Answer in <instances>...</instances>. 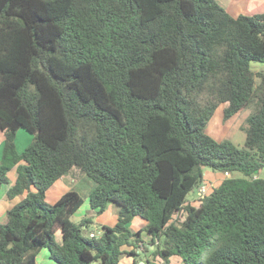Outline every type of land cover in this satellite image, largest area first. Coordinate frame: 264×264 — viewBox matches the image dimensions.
Returning <instances> with one entry per match:
<instances>
[{
  "label": "trees",
  "instance_id": "trees-1",
  "mask_svg": "<svg viewBox=\"0 0 264 264\" xmlns=\"http://www.w3.org/2000/svg\"><path fill=\"white\" fill-rule=\"evenodd\" d=\"M252 62L264 64V2L234 17L217 0H0V184L15 166L7 196L26 191L0 222V264H42V248L57 264H118L143 234L163 264H264V68ZM221 104L223 121L249 109L243 145L205 132ZM18 129L31 135L21 152ZM73 167L95 182L91 209L116 206L92 237L91 217L71 218L78 192L44 200ZM206 169L230 176L186 203Z\"/></svg>",
  "mask_w": 264,
  "mask_h": 264
},
{
  "label": "crops",
  "instance_id": "crops-1",
  "mask_svg": "<svg viewBox=\"0 0 264 264\" xmlns=\"http://www.w3.org/2000/svg\"><path fill=\"white\" fill-rule=\"evenodd\" d=\"M236 3L241 4V6L246 7L247 14L258 5L264 2V0H235ZM222 2V1H221ZM225 10L230 14V8H228L230 2L225 1ZM249 12V13H248ZM238 15V14H237ZM234 14L233 16H237ZM31 135L23 129H18L15 134L14 143L15 147L18 152L24 150V148L30 143ZM4 142V134L0 131V157L2 146ZM262 171V170H261ZM260 171V172H261ZM259 172V173H260ZM204 182L213 183L214 180L220 179L222 180L225 176L224 173L221 172H210V170H204ZM230 175V174H229ZM16 178V168L15 166L7 172V182L0 184V222L4 223L7 220V210L10 209L14 204L20 201L26 194L24 191L20 195H16L12 198L7 196L8 188L14 183ZM95 187V182L86 176L85 174L81 173L78 168L73 167L67 173L62 175L59 179H57L46 191L45 197L48 198L49 202H54L59 196H61L64 192L69 190H74L80 194L83 199L82 205L74 212L79 220L84 216H89L93 220V225L98 228V230H89L90 232L97 233L99 232V226L101 225H109L112 226L115 224L117 219L116 214V206L113 203L106 204L104 210L102 212H97L96 209H91L88 203V197L91 190ZM87 202V207H85L84 213L81 211V207L84 203ZM139 218V217H137ZM144 221L136 220V217L132 219L129 223V227L131 230L136 231L140 228H143ZM143 245H147L149 252H144L142 250L143 247H140V243H138L137 247L135 248V252L137 253L135 256L131 255H122L118 264H163L161 259H152L151 257V250H153L154 245L150 243L151 239L148 235L143 234ZM54 240L56 244L61 243V232L58 230L54 233ZM156 243V241H155ZM130 247H127L129 249ZM36 259L39 263L42 264H57L54 260L49 258V251L47 248H42L36 256ZM171 260L173 261L172 264H183L181 259L178 256H171Z\"/></svg>",
  "mask_w": 264,
  "mask_h": 264
},
{
  "label": "rangeland",
  "instance_id": "rangeland-1",
  "mask_svg": "<svg viewBox=\"0 0 264 264\" xmlns=\"http://www.w3.org/2000/svg\"><path fill=\"white\" fill-rule=\"evenodd\" d=\"M224 8H225V2L224 0H217ZM222 1V2H221ZM229 1L230 4L228 8H230V15L234 14H247V10L245 5L241 6V4L236 3L235 0H225ZM250 1V0H248ZM225 5H224V4ZM249 13V12H248ZM251 68L254 71L261 70L264 68V64L258 63V62H252ZM224 107V104H221L217 107V109L214 111L212 117L210 118L209 122L207 123V126L205 128V132L208 133L210 136H212L216 140H222V139H230L232 142H234L236 145H243L244 141V132L241 131V126L244 125V118L247 115V112L249 109H244L241 112L236 113L233 115L230 119L227 121H223L222 119V108ZM24 130V129H23ZM207 170V169H206ZM209 170V169H208ZM211 172V171H210ZM234 176H240V173L235 172L233 173ZM260 176L264 177V169L259 173ZM225 176V175H224ZM220 182V179L214 180L212 183L213 186H216ZM200 187V186H199ZM199 187H194L185 198L186 203H192V204H198V200L201 197L199 194ZM48 203H52L48 201V198L45 197L44 199ZM87 207V202L84 203V205L81 207V212L84 213L85 207ZM88 208V207H87ZM85 214V213H84ZM184 216V211L181 209L177 215L176 220H181ZM73 221H79V218L76 215L71 216ZM136 220L143 222L144 220L141 218H137ZM145 224V221H144ZM100 228V226H99ZM89 230H98V228L94 225L90 226ZM173 261L171 260V257L169 258V264H172Z\"/></svg>",
  "mask_w": 264,
  "mask_h": 264
},
{
  "label": "built area",
  "instance_id": "built-area-1",
  "mask_svg": "<svg viewBox=\"0 0 264 264\" xmlns=\"http://www.w3.org/2000/svg\"><path fill=\"white\" fill-rule=\"evenodd\" d=\"M225 177L229 176L228 172L224 173ZM258 175H255L254 177H257ZM260 176V175H259ZM213 184L210 182H203V184L199 187V194L200 196H204L208 193H210V191L212 190ZM89 236H94L93 232H89ZM140 247H143V244L140 243Z\"/></svg>",
  "mask_w": 264,
  "mask_h": 264
},
{
  "label": "clouds",
  "instance_id": "clouds-1",
  "mask_svg": "<svg viewBox=\"0 0 264 264\" xmlns=\"http://www.w3.org/2000/svg\"><path fill=\"white\" fill-rule=\"evenodd\" d=\"M229 176H230V175H229ZM229 176H228V177H229Z\"/></svg>",
  "mask_w": 264,
  "mask_h": 264
}]
</instances>
